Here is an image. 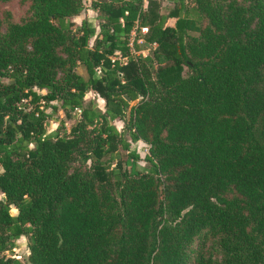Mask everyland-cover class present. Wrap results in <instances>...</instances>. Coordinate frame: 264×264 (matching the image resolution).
<instances>
[{
	"label": "trees",
	"instance_id": "16d2710c",
	"mask_svg": "<svg viewBox=\"0 0 264 264\" xmlns=\"http://www.w3.org/2000/svg\"><path fill=\"white\" fill-rule=\"evenodd\" d=\"M27 1L0 16V264L22 236L31 264H264V0H91L77 28L84 0Z\"/></svg>",
	"mask_w": 264,
	"mask_h": 264
},
{
	"label": "rangeland",
	"instance_id": "374dc122",
	"mask_svg": "<svg viewBox=\"0 0 264 264\" xmlns=\"http://www.w3.org/2000/svg\"><path fill=\"white\" fill-rule=\"evenodd\" d=\"M162 6L165 9H168V7L172 6V2L168 0L162 1ZM28 7V1L27 0H8L5 2H1L0 0V16L4 19H6V16H10L9 19L11 20H17L25 15V12L27 11ZM98 14V11L92 8L91 6V0H84V10L80 13L79 16L74 18L75 26L74 28H77L80 26V23L83 19L87 18L89 19L93 24L97 25V19L96 16ZM191 34H196V32H191ZM137 56H145L147 54L146 49H140L136 51ZM78 72L85 76V71L82 66L78 67ZM85 103L87 105H91V107L100 109L101 111L104 110V101L101 99L96 93L89 91L85 95ZM136 101L130 102V107L134 105ZM53 105L59 106V102H52ZM51 108L47 107L46 112L50 113ZM72 118H68L64 116L62 110L57 109V111L53 112L51 115V118L46 122V129L49 133L55 132L57 127H60V123L63 124L61 128H59V133L62 134L64 131L66 133L69 132L70 128L75 124L77 119H79V114L76 113L75 115L72 114ZM118 130H122L124 128V123L121 120L115 119L111 121ZM129 125V124H128ZM129 150L123 151L122 158L123 160H126L125 168H129L132 164V158L128 157V152H135L138 154V159L135 162V168L139 170L140 172H143L147 170L148 163L145 160V156L148 153L149 144L139 140L136 142H132L129 140ZM2 195H0V199H2ZM11 213L16 214L17 210L13 206H11ZM15 249V250H13ZM28 254L29 249L27 246V239L26 237H20L17 241H15V245L5 251L4 255L5 257H11L13 259V264H31L28 261Z\"/></svg>",
	"mask_w": 264,
	"mask_h": 264
},
{
	"label": "built area",
	"instance_id": "2783aa9c",
	"mask_svg": "<svg viewBox=\"0 0 264 264\" xmlns=\"http://www.w3.org/2000/svg\"><path fill=\"white\" fill-rule=\"evenodd\" d=\"M146 31H147V28L146 27L141 28V32L142 33H145ZM134 38H135V32L132 31V34H131V37H130V40H129V46L131 48V53L133 55H136L135 54L136 51L133 48ZM137 43L142 44V40L141 39L137 40ZM111 62L112 63L119 62L120 64H126L127 63V57L126 56H121L119 54H116V55H113L111 57ZM75 112L79 114V113H81V109L76 108L75 109ZM13 250H15V249H13Z\"/></svg>",
	"mask_w": 264,
	"mask_h": 264
},
{
	"label": "water",
	"instance_id": "95a60500",
	"mask_svg": "<svg viewBox=\"0 0 264 264\" xmlns=\"http://www.w3.org/2000/svg\"><path fill=\"white\" fill-rule=\"evenodd\" d=\"M145 46H146L147 53L153 57V51L151 50L150 45L145 44Z\"/></svg>",
	"mask_w": 264,
	"mask_h": 264
},
{
	"label": "crops",
	"instance_id": "0c3cea01",
	"mask_svg": "<svg viewBox=\"0 0 264 264\" xmlns=\"http://www.w3.org/2000/svg\"><path fill=\"white\" fill-rule=\"evenodd\" d=\"M173 22H174V19H169V20H168V24H169V25H172Z\"/></svg>",
	"mask_w": 264,
	"mask_h": 264
}]
</instances>
